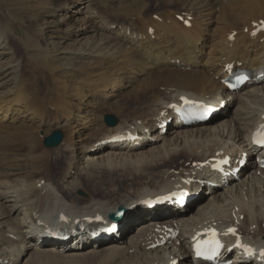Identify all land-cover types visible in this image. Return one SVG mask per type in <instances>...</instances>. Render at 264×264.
Segmentation results:
<instances>
[{
  "label": "bare ground",
  "instance_id": "6f19581e",
  "mask_svg": "<svg viewBox=\"0 0 264 264\" xmlns=\"http://www.w3.org/2000/svg\"><path fill=\"white\" fill-rule=\"evenodd\" d=\"M177 6L179 12L172 11ZM144 7L133 22L116 20L107 0H101L99 10L90 4L86 11L75 12L76 25L60 31L53 37L57 42L49 45L58 58L66 59V77L74 66L83 70H72L69 86L46 65L48 45L41 42L48 36L32 24L39 22L38 11L21 41L18 33L9 36L7 24L0 23V121L20 122V131L25 122L44 126L48 106L59 112L62 118L57 122H65V133L51 150L57 158L70 151L68 175L75 174L78 164H110L113 158L131 156L139 162L150 156L160 163L154 188L147 184L107 189L100 195L87 192L70 201L64 197L73 185L69 179L56 186L39 178L24 185L23 194L20 187L0 182V264H27L38 256L73 264L89 256L98 264H203L193 259L189 240L221 225L236 228L244 242L263 246L264 171L254 169L251 137L264 126V76L256 80L252 75L234 92L222 81L237 68L264 74V0H157ZM156 7L160 13L153 18L147 12ZM212 18L213 29L208 27ZM206 47L210 50L204 51ZM17 49L28 51L33 68L50 70V76L43 69L35 71L36 76L45 72L48 82L57 84L52 95H45L48 106L20 65ZM120 94L125 104L137 102L141 109L131 123L119 120L114 127L99 126L102 136L87 143L85 130L96 125L82 113L96 109L97 100ZM182 98L199 101L210 106V114L216 113L200 124L183 126L174 114ZM119 136L135 137V143L113 140ZM36 145L34 139L33 150ZM215 158L230 165L222 175L209 172ZM242 164L234 178L232 169ZM178 190L194 200L178 205L170 199ZM119 209L123 216L116 222L118 229L111 230L114 223L108 215ZM57 217L64 218L60 225L68 226L65 239L45 234L49 228L59 229L52 223ZM220 258V263L259 264L227 249Z\"/></svg>",
  "mask_w": 264,
  "mask_h": 264
},
{
  "label": "rangeland",
  "instance_id": "374dc122",
  "mask_svg": "<svg viewBox=\"0 0 264 264\" xmlns=\"http://www.w3.org/2000/svg\"><path fill=\"white\" fill-rule=\"evenodd\" d=\"M107 1L113 8V11L110 10L109 13L115 17L116 20L121 22H133L140 14V10L145 8L144 6L147 7L149 2L154 6L157 0ZM100 2L101 0H0V23H3L4 25L7 24V32L9 36L11 34L15 35V33H18V38L20 40L23 39L25 33L31 29L29 23L33 21L36 13L35 11H38L41 14L39 22L37 24H34L35 22H33L32 24L33 29L38 30V32L42 35L45 34L48 36V39L41 42L44 47L45 45H48V50L45 52L46 65L48 67H53L52 70H54V74L62 77L61 79L66 82V86H69V84L73 83L69 81L70 75L73 72L72 70L74 69V72H78L82 70V68L77 70L79 66H74L73 62L69 61L72 63L74 68L69 70L70 74L66 77L63 73L65 69L63 64L67 62L66 59L58 58V53L54 51L53 47L50 48L49 45L51 42H57V40L53 37L58 35L60 31L61 33H64L63 30H65V32L69 31L70 27H74L76 25V18H79V15H76L75 13L76 11H86L87 6L90 4L94 5L99 10ZM82 6L85 8L80 9ZM160 9V7L152 8L147 13L153 18H156V15L160 13ZM179 10L180 6L172 9V11L178 12ZM210 21L208 20V22ZM260 21L262 22V20ZM214 25L215 21L213 22L212 18L208 27H212L211 29H213ZM236 32L237 31H233L234 34H236ZM99 33L101 32L99 31ZM88 34L90 35V33ZM66 43L70 42L67 41ZM208 50H210L209 47L204 48V51ZM16 56L18 60H20V65L24 67L25 74L32 78L36 90L41 97L46 99V106H48L47 104L49 101L45 95L48 93H51L52 95L57 85L55 82H48L47 80L48 75L50 76V70L39 65L36 69L33 68L28 60V51L25 49H17ZM40 69L46 71L48 75L44 72L36 76L35 71ZM82 71L79 73L81 74ZM149 72H152V70H149ZM142 77L144 78L145 76ZM123 91L124 90H121V93H123ZM121 95L122 94L113 96L106 100H97L99 104L98 106H94L96 109L86 112V114L82 113L83 116L86 115V117H89L88 119L96 125L92 130H85L87 143H91L96 138L102 136L104 130L97 129L99 126L106 128L103 123V116L111 115L118 122L119 120H126L129 122L135 113L141 109L140 104L137 102L130 101L125 104V102L121 100ZM122 104L125 106L123 110L119 109V106ZM108 105H113V107L110 108ZM48 107L46 108L47 122L42 127H39L37 122L30 121L22 124L24 125L22 127H24L25 130L21 129L18 131V127L21 126L20 122L11 121V119L0 121V182L10 183L12 186H16V189L20 190L19 187L23 189L24 185H28L39 178L43 181H50L56 186L61 185L63 180L69 179V181L73 182V185L67 191L69 194H64L66 201H70L75 197L82 199L87 192L100 195V192L107 191V189L122 190L129 187L135 188L147 184H151L152 188H154L158 185L159 181L156 182L159 179L157 168L160 163L157 162L158 164H155L153 160L154 157L150 156L149 159H143L139 162H136L133 160L134 157L130 156L124 158V162L122 159L115 160L113 158L110 164L89 167H82L81 164H78L76 169H74V175L66 174V169L68 168L67 163L71 158L70 151L63 152L57 158V154L54 152L55 150L52 151L51 148H46L43 145V139L50 136L54 131L59 130L62 132V135L65 133V127L63 126L65 122H57L58 120H61V114ZM232 110L233 107L231 108V112ZM213 122H215V120H213L210 124ZM34 139L37 141V145L33 150L31 144ZM146 145L142 149V152H145L147 147ZM79 163H81V161ZM136 165L137 167H140L137 168ZM154 179L156 180L153 181ZM23 191L24 189L19 193L22 192L23 194ZM79 192L81 194H79ZM70 193H72V195ZM87 258L86 260L79 261L77 264H98L96 262V257L89 256ZM27 264L73 263H63L59 260L57 261L55 258L38 256L33 257Z\"/></svg>",
  "mask_w": 264,
  "mask_h": 264
},
{
  "label": "water",
  "instance_id": "95a60500",
  "mask_svg": "<svg viewBox=\"0 0 264 264\" xmlns=\"http://www.w3.org/2000/svg\"><path fill=\"white\" fill-rule=\"evenodd\" d=\"M104 123L107 127H113L116 125V119L111 115L104 116ZM62 140V134L59 131L53 132L48 138L44 139L45 147H55Z\"/></svg>",
  "mask_w": 264,
  "mask_h": 264
},
{
  "label": "snow or ice",
  "instance_id": "6c2138e0",
  "mask_svg": "<svg viewBox=\"0 0 264 264\" xmlns=\"http://www.w3.org/2000/svg\"><path fill=\"white\" fill-rule=\"evenodd\" d=\"M186 103H187V101H186ZM256 142L264 143V136H261ZM97 219H99V217H97ZM228 231L231 232V233H234L235 230L230 228V229H228ZM215 235H216V233L214 231H211V236L213 237V239H212V241H205V244L213 243V244H215L216 247H219L218 242H216L215 239H214ZM237 246L241 247L239 242L237 243ZM245 251L248 252V253H251V249L245 248ZM213 252H215V249H213ZM202 254H203V251H202L201 247L198 245L197 246V255H202ZM262 254H264V253H262Z\"/></svg>",
  "mask_w": 264,
  "mask_h": 264
}]
</instances>
